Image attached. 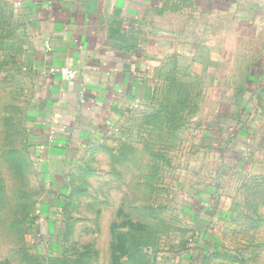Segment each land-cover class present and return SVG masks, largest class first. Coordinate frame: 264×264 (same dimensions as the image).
I'll use <instances>...</instances> for the list:
<instances>
[{"label": "rangeland", "instance_id": "rangeland-1", "mask_svg": "<svg viewBox=\"0 0 264 264\" xmlns=\"http://www.w3.org/2000/svg\"><path fill=\"white\" fill-rule=\"evenodd\" d=\"M6 3L0 264H264V166L244 181L225 174L215 196L195 187L213 172L190 174L199 159L188 151L187 109L132 113L70 146L41 149L32 136L33 47Z\"/></svg>", "mask_w": 264, "mask_h": 264}, {"label": "crops", "instance_id": "crops-1", "mask_svg": "<svg viewBox=\"0 0 264 264\" xmlns=\"http://www.w3.org/2000/svg\"><path fill=\"white\" fill-rule=\"evenodd\" d=\"M6 4L33 47L32 136L41 149L70 146L132 113L181 108L190 158L199 159L190 174L213 172L195 187L219 190L227 173L233 183L263 169L264 0ZM60 66L75 78L49 73Z\"/></svg>", "mask_w": 264, "mask_h": 264}, {"label": "built area", "instance_id": "built-area-1", "mask_svg": "<svg viewBox=\"0 0 264 264\" xmlns=\"http://www.w3.org/2000/svg\"><path fill=\"white\" fill-rule=\"evenodd\" d=\"M49 73L52 75H58L61 80L70 81L75 78L76 71L72 68L60 66L57 68H50Z\"/></svg>", "mask_w": 264, "mask_h": 264}, {"label": "trees", "instance_id": "trees-1", "mask_svg": "<svg viewBox=\"0 0 264 264\" xmlns=\"http://www.w3.org/2000/svg\"><path fill=\"white\" fill-rule=\"evenodd\" d=\"M215 190V189H214ZM206 191H208L210 194H212V190L211 189H206Z\"/></svg>", "mask_w": 264, "mask_h": 264}]
</instances>
